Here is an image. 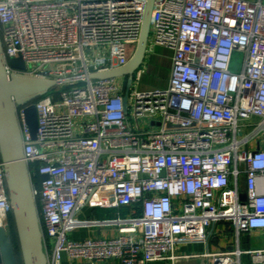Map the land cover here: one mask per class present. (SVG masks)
Masks as SVG:
<instances>
[{
  "label": "built area",
  "instance_id": "obj_1",
  "mask_svg": "<svg viewBox=\"0 0 264 264\" xmlns=\"http://www.w3.org/2000/svg\"><path fill=\"white\" fill-rule=\"evenodd\" d=\"M146 2L0 0L6 72L59 82L16 108L48 264L174 261L180 241L205 242L216 223L237 236L264 230V0H155L145 57L154 46L172 53L168 84L133 89L141 65L124 108L126 78L90 75L127 65ZM16 58L24 71L10 68ZM86 206L129 215L81 220ZM11 216L0 158V228ZM94 227L117 235L69 239ZM240 254L206 257L238 264ZM249 255L264 264V250Z\"/></svg>",
  "mask_w": 264,
  "mask_h": 264
},
{
  "label": "water",
  "instance_id": "obj_2",
  "mask_svg": "<svg viewBox=\"0 0 264 264\" xmlns=\"http://www.w3.org/2000/svg\"><path fill=\"white\" fill-rule=\"evenodd\" d=\"M155 0H147L138 43L127 65L90 75L93 80L126 78L124 108L132 84L133 73L142 65L148 45ZM13 70L24 71L21 58L11 59ZM59 82L36 78L22 73L6 72L5 59L0 40V158L6 173V187L12 205V219L21 264H48L43 245L35 199L28 170L23 156V141L16 117V108L31 104ZM26 123L32 138L37 130L36 110L33 105L25 109ZM244 200V195H241ZM0 264H18L17 252L9 231L0 228Z\"/></svg>",
  "mask_w": 264,
  "mask_h": 264
},
{
  "label": "crops",
  "instance_id": "obj_3",
  "mask_svg": "<svg viewBox=\"0 0 264 264\" xmlns=\"http://www.w3.org/2000/svg\"><path fill=\"white\" fill-rule=\"evenodd\" d=\"M152 49L153 53L148 58L153 64L158 63L157 57H154L155 49H161L164 52V65L167 67V76L169 79L172 53L163 47L154 46ZM167 84L168 80L166 86ZM117 212L123 216L129 215V209L127 208L116 210L104 209L97 206H86L80 211L78 218L81 220L108 221L115 219L117 217ZM205 232L207 238L205 242H179L175 255L180 258L174 261H155L147 264H212L211 259L206 257L207 254L228 253L236 250L241 252L238 258V264H254L251 262L249 253L252 251L264 250V230L250 231L237 236L233 227L229 223H216L208 227ZM116 235V230L113 227H94L74 231L69 234V239L73 241H83L90 238L115 237ZM62 264L90 263L83 260L71 262L66 257H63ZM95 264L120 263L115 260H110Z\"/></svg>",
  "mask_w": 264,
  "mask_h": 264
},
{
  "label": "rangeland",
  "instance_id": "obj_4",
  "mask_svg": "<svg viewBox=\"0 0 264 264\" xmlns=\"http://www.w3.org/2000/svg\"><path fill=\"white\" fill-rule=\"evenodd\" d=\"M163 53L164 52L161 49H155L154 57H157L158 63H155L157 65L149 61V56L144 58L142 66L146 67L145 74L137 85H132L133 89L137 88L139 90H155L165 88L166 82L168 80V70L164 65L165 58H163ZM241 64L242 58L240 56H235L231 69L233 71H238L241 67Z\"/></svg>",
  "mask_w": 264,
  "mask_h": 264
},
{
  "label": "trees",
  "instance_id": "obj_5",
  "mask_svg": "<svg viewBox=\"0 0 264 264\" xmlns=\"http://www.w3.org/2000/svg\"><path fill=\"white\" fill-rule=\"evenodd\" d=\"M9 233L12 237V242L15 246L16 252H17V260L18 264H21L20 258H19V253H18V248H17V240H16V234H15V229H14V224H13V219L12 216L9 219Z\"/></svg>",
  "mask_w": 264,
  "mask_h": 264
}]
</instances>
